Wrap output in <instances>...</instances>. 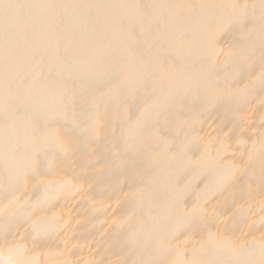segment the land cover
<instances>
[{"label": "bare ground", "instance_id": "6f19581e", "mask_svg": "<svg viewBox=\"0 0 264 264\" xmlns=\"http://www.w3.org/2000/svg\"><path fill=\"white\" fill-rule=\"evenodd\" d=\"M0 264H264V0H0Z\"/></svg>", "mask_w": 264, "mask_h": 264}]
</instances>
